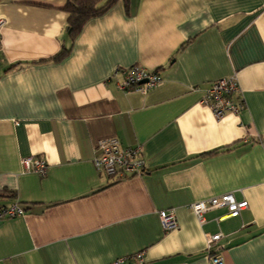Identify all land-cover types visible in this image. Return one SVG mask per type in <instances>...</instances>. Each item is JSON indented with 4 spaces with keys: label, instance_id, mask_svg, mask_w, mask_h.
Segmentation results:
<instances>
[{
    "label": "crops",
    "instance_id": "0c3cea01",
    "mask_svg": "<svg viewBox=\"0 0 264 264\" xmlns=\"http://www.w3.org/2000/svg\"><path fill=\"white\" fill-rule=\"evenodd\" d=\"M67 0H0V264H264V0H117L68 30ZM64 48L68 53L55 58ZM161 73L126 91L118 67ZM236 76L244 108L217 119L202 102ZM141 145L145 171L118 181L97 170L99 140ZM28 156L48 165L41 176ZM226 192L249 206L190 205ZM179 226L166 230L160 211Z\"/></svg>",
    "mask_w": 264,
    "mask_h": 264
},
{
    "label": "built area",
    "instance_id": "2783aa9c",
    "mask_svg": "<svg viewBox=\"0 0 264 264\" xmlns=\"http://www.w3.org/2000/svg\"><path fill=\"white\" fill-rule=\"evenodd\" d=\"M4 25L5 20L0 19V48L1 30ZM113 77L117 78V84L121 89L137 90L142 93H146L163 81L159 71L149 70L140 65L128 68L118 67ZM202 102L211 108L217 119H223L230 113L238 114L244 108V102L241 99V87L237 77L234 75L213 81ZM22 162L27 170H33L41 176L47 173L48 165L42 157L28 156L23 158ZM93 162L98 171L105 173L113 181L140 175L145 171L141 145L123 146L117 137L103 138L98 141L94 150ZM224 206L228 208L229 215H238L249 206V202L247 199L238 200L234 192H226L208 199L194 201L190 205L201 223L205 221L206 211ZM25 212L26 209L19 203H0V220L23 215ZM160 218L166 230L179 226L173 211H160ZM222 236V232L207 235V250L212 264H224L223 246L220 244ZM144 263V251H139L133 255L117 257L109 264Z\"/></svg>",
    "mask_w": 264,
    "mask_h": 264
},
{
    "label": "trees",
    "instance_id": "16d2710c",
    "mask_svg": "<svg viewBox=\"0 0 264 264\" xmlns=\"http://www.w3.org/2000/svg\"><path fill=\"white\" fill-rule=\"evenodd\" d=\"M116 1L117 0H67L64 9L69 13L68 30L71 37H75L79 33L87 20L104 13L112 7ZM67 53L68 50L64 48L55 58H61Z\"/></svg>",
    "mask_w": 264,
    "mask_h": 264
}]
</instances>
